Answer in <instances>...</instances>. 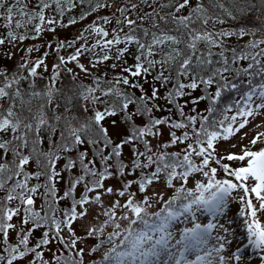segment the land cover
Wrapping results in <instances>:
<instances>
[{
  "label": "snow or ice",
  "instance_id": "1",
  "mask_svg": "<svg viewBox=\"0 0 264 264\" xmlns=\"http://www.w3.org/2000/svg\"><path fill=\"white\" fill-rule=\"evenodd\" d=\"M78 2L83 5L88 0ZM66 5L76 6L74 0H37L33 10L27 0H0V20L4 21L0 27L5 29L0 45L23 42L30 38L27 30L35 34L32 39L44 31L55 32L59 23L56 17L64 15ZM107 7L115 5L95 0L91 11ZM161 8L174 11L160 16L163 25L154 22V31L144 29L142 36L136 34V22L125 15L128 9L123 6L116 12L124 19L116 23L128 26L129 32L113 29L109 38V31L94 21L86 31L98 37L95 43H83L71 55L59 56L56 71L42 89L38 90L31 78L38 75L37 69L45 65L49 53L29 60L28 56L39 50L36 46L25 50L15 72L0 70V192L4 194L0 196V264H16L29 255L33 259L28 264H52L44 259L41 249L53 242L63 246V251L53 256L56 264H84L85 249L78 247L82 238L76 236L72 225L89 214L90 205L99 209L85 231L87 238L97 241L89 249L90 255L99 254L92 264H239L249 246L264 253V220L259 216L264 212V147H257L264 143V132H257L248 144L239 146V151L221 155L219 150L220 142L230 141L257 117L264 116V39L232 48L226 38L254 36L255 32L216 28L225 23V18L236 19L250 10L264 9V0H169ZM49 10L52 16L47 15ZM102 19L104 24L111 23L107 17ZM21 29L26 31H18ZM77 40H86L85 34ZM74 43L58 41L55 48L51 43L47 47L58 51ZM122 44L125 46L115 47ZM127 45L136 47L135 63L123 67V74L112 81L94 76L92 86L81 84L65 97L61 113L57 101L64 94L56 87L60 67L77 62L82 72L91 74L79 62L81 56L92 52L95 59L90 64L95 68L109 59L120 62L129 51ZM114 47L113 57L108 53ZM96 49L103 55H96ZM242 62H247L246 66ZM149 76L161 87L174 81L166 99L176 106L181 119L154 116L159 106L153 102L159 98V89L153 87L148 95L139 82ZM24 81H30L27 90L22 87ZM121 85L138 89L141 95ZM201 88L203 94L193 102L206 100L207 107L203 112L193 109L194 115L185 114L178 98L190 95L187 89ZM226 91L237 93L238 98L222 108L220 102ZM80 100L85 102V112L92 105L91 115L84 119L72 114ZM133 105L134 110H130ZM117 114L127 125V134L119 142L105 126ZM138 116L147 117L142 126L136 123ZM111 124L118 126L115 119ZM261 126L264 122L256 124ZM165 127L168 141L154 148L150 138L162 137ZM178 130L182 131L178 134ZM246 137L244 133L241 140ZM45 139L47 149L42 147ZM85 144L91 146L93 159L88 158L87 150H80ZM125 145L133 146L134 158L128 163L122 159ZM137 145H142L143 151ZM177 145L183 146L180 151L168 150ZM230 147L236 149L238 145ZM71 153L76 156L69 155L63 171L71 174L78 167L79 174L70 176L67 191L61 196L56 188L62 178L57 163L62 154ZM33 162L38 170L29 172L27 168ZM136 172L140 173L136 180H124L119 188L105 186V181L114 176ZM42 177L43 183H31ZM160 184L163 187L157 189ZM80 186L83 192L77 197ZM41 189L46 199L41 210H36ZM105 196L115 199L106 203ZM64 199H70V206L60 210L58 216L56 205ZM13 202L17 206L10 207ZM233 203L241 207L235 219L227 218ZM18 216L19 228L12 223ZM29 224L31 227H27ZM41 227L46 230L35 245H30L32 233ZM238 228L243 229L246 243L231 255H224ZM10 231H16L19 237L14 245L9 243ZM260 259L264 261V255Z\"/></svg>",
  "mask_w": 264,
  "mask_h": 264
},
{
  "label": "trees",
  "instance_id": "2",
  "mask_svg": "<svg viewBox=\"0 0 264 264\" xmlns=\"http://www.w3.org/2000/svg\"><path fill=\"white\" fill-rule=\"evenodd\" d=\"M103 2L110 4V5L114 4L115 7H107V9H106L107 11H105L104 13L101 11L102 8H98L95 11H91V8L95 6V0H88V2L84 3L83 5H81L78 2V0H74V3L76 4L75 7H68L66 5L65 6L66 11H65L64 15L56 17L59 20V23L57 25H55V31H58L60 29L70 27V26H72L73 29L78 28L79 30L77 31V34H75V36H74L75 43H74L73 47H66V48L59 49L58 51H53L54 52V60H55L54 63H56V64L59 63V56H64V57L68 56V55L63 54L64 50L71 49V54H72L74 52L75 48L80 47V45L83 43H87L89 46H91L92 44L95 43V40L98 38L95 36V34H88V32L86 31L88 26L92 25L94 21L97 22L100 26L104 27L107 31H109V33H110L109 38H111V33H112L113 29L119 30L120 28H123L124 32H129L130 29L128 26H126L125 24H117L116 23L117 19H120V20L124 19V17L121 16L119 12H116V8H118V7L123 6V7H126L128 9V11L125 13V15L129 19H132L136 22V24L134 25V27L136 28V34L141 35V36L143 34L144 29H148L149 31H154V29H153V23L154 22L163 25V21L160 20V16H165L168 14V12L174 11L173 8H161V5L168 4L169 0H103ZM259 2H260V0H256V3H259ZM9 3H11V0H9ZM27 3L29 5L30 9L34 10L37 7V0H27ZM132 4H136L137 7L133 9L131 7ZM260 10H264V9L256 8L254 10H250L243 17L238 16L236 19L225 18V23L223 25H221V24L216 25L217 29L223 28L224 30H228V31L239 32V30L241 28H244V29H248L250 31L255 32L254 36L253 35H245L243 37H240L238 35H234L232 37L226 38L227 44L230 47L239 48L241 46L247 45L253 39H264V19H262L261 21H258V22L254 21L255 16H257V14H259ZM85 13H88V14L86 15V17L84 19H81V16ZM113 13H115V15H113ZM156 13H159V15H156ZM47 15L52 16L53 12L51 10H49L47 12ZM104 17L109 18L111 20V23L104 24L103 19H102ZM141 17H143V19H141ZM72 19H75L77 22L75 24H70L69 21ZM3 23H4V21L0 20V25H3ZM18 31L24 32L26 30L21 29ZM4 32H5V29L3 27H0V35H3ZM46 32L47 31H44L38 38L32 39L31 37L35 34L33 32H31L30 30H27V34L30 38L24 40L23 42H20L21 44L0 45V58L3 60V62L5 64H6L7 58H8L7 61L11 60L12 63H15L13 60L14 57H12L14 55L13 48L18 46V49L15 51V55L17 57V59H16L17 63H15L14 70L11 72H15V70L18 68L19 64L21 63V57L25 56V54H26L25 50L28 47L36 46V47H38L39 50H40V48H43V50H41V51L38 50V51H34L33 53H31V55L28 56V59L32 55H38L39 58H41L43 56L44 52L47 51L49 53V51L51 49L47 48V44H45L43 46H39L36 44V42H34V40H38L39 38H42V36H44ZM49 32H51V31H49ZM81 33L85 34L86 40H77V37H79L81 35ZM120 35H121V37H123V33H120ZM59 39H60V41H67V40H64L63 36H61ZM124 46L125 45L122 44V45H118L115 47H124ZM115 47H114L112 52L108 53L110 56H113V57L115 56ZM127 47L129 49V51L125 54V56L122 58V60L120 62L116 61L115 59H109L108 61L97 64L95 68H93L90 64V61L95 59V55L92 52H86L83 56H81L79 58V62L81 60L82 62H80V63L87 64L86 67L89 68V72L91 74L81 72L78 70V68L75 69L73 66H70L69 63H67V65L61 66L60 70H59V79L56 83V87L64 95H61L57 101L60 104L59 111L61 113L64 112L65 97L71 95V93L73 91H75L81 84L92 86L94 76H100V77H102V79H105L107 81H112L117 76L123 74L122 73L123 67L132 66L135 63L134 56L136 54V47L134 45H127ZM261 47H264V45H261ZM214 51H215V49H214ZM96 55H103V53L101 52L100 49H96ZM246 63L247 62H242V64H244L245 66H246ZM113 64H117L118 66L113 68L112 67ZM69 69H71V71H69ZM23 74L26 75V73H23ZM129 78L132 79L131 77H129ZM147 80H151V82H153L155 84V88L159 87L161 89L160 90L161 95H159V98L153 102L159 106L158 110H154V116L156 118H168V117H170L174 121L181 119V117L179 116V113L177 112L176 106L169 104L167 102V99H166L168 91L173 89L174 81H173V83H169L165 87H161L159 82H156L152 79V76H151V78L147 77L146 80H140L139 82L141 83L142 81H147ZM184 82L187 83L188 81L185 80ZM29 83H30V81L22 82V87H24L25 90H27ZM47 83H48V80L44 77L38 84L36 83V87L38 90L42 89L45 87V85H47ZM143 86H144V90H145L146 94L150 95L151 93L145 88L144 84H143ZM121 87L125 88L126 91L134 92L136 96L141 95V92L138 89L127 88V86H123V85H121ZM212 90L214 91L215 89L213 88ZM186 92L190 93V95H185L183 98H178V103L180 105H184L185 114L194 115L195 113L192 111L193 109H196V111H198V112H203L204 109L207 107V101L204 100V101H200L199 103L193 102L196 98H198L199 96H201L203 94L202 88L197 89V90L187 89ZM236 98H238L237 93L226 91V92H224V94L222 96L220 106L222 108L226 107V106L232 104V102ZM79 102L82 104H85V102L82 100H80ZM97 107H102V105H97ZM134 108H135L134 105L130 106V110H134ZM91 109H92V105H90V104L88 105V111L87 112L84 111V106H82V107L76 106L75 108H73L72 114L78 116L80 119H84L85 117L91 115ZM112 119H115L118 124L119 123L122 125L124 124L122 136L120 137L119 140L114 139V141L119 142L123 138V136L127 134V125L123 121L121 114H117V116L111 117L105 122L106 127H107L106 124L108 122H111ZM146 121H147L146 116L145 117H139L138 116L136 118V123L138 126H142L144 123H146ZM180 131H182V130H178V134ZM163 132H164V134L160 138H150L154 148L158 147L161 142H167L168 141V139H169L168 129L165 127L163 129ZM42 147L44 149H47L49 147L47 139H45ZM136 147L139 148V150L143 151L142 145H137ZM182 147H183L182 145H177V146H173L172 148H170L168 150L169 151H180V149ZM258 147H264V143ZM80 150L81 151L87 150L88 151V158L93 159L92 148L90 145L85 144V145L81 146ZM69 155H71L72 158H75L76 153L62 154L63 158L60 160V162L62 163V167L57 169L58 171L62 172V178L59 180V182H61V183L60 184L56 183L57 193H58V195H61V196L63 195V193L65 191H67V188H68L67 181L70 178V176L72 174H79V168L78 167L76 169H73L71 174L63 171V165L67 162ZM133 158H134L133 157V146L132 145H125L123 148L122 159L125 161V163H128ZM8 160L9 161L11 160V156H8ZM97 167H99V161H97ZM27 170L29 172H35L38 170V166L35 164V162H33L32 164H30L28 166ZM139 175H140V173L136 172L135 175H126L125 177L114 176V177L105 181V186H107V183H109L110 181H113L115 184H117L116 188H119L124 180L134 181L139 177ZM222 175L223 174L221 173V176ZM31 183L32 184L43 183V177L39 181L33 179L31 181ZM160 185H161V187H163L162 184H160ZM82 192H83V188H82V186H80L77 188L75 195L77 197H79L82 194ZM3 195H4L3 192H0V196H3ZM45 199H46V197L43 195V189H41L40 193H38L36 196V203L34 206L36 210H41V206L44 205ZM113 199H115V197H112L110 201H112ZM70 203H71L70 199H64V200L58 201V203L56 205L57 210H58L57 215L58 216L60 215V210L67 209L70 206ZM9 206L11 207V206H17V205L15 204V202H13ZM259 216L261 217L262 220H264V212L259 213ZM13 219L20 222L21 218L18 216V217H14ZM27 227H31V224H29ZM72 227H74V226L72 225ZM45 230L46 229L44 227L36 229L32 233V236L30 238V245H35V243L38 242L39 238L42 236V234ZM64 235L66 237L68 236V234L66 232L64 233ZM18 239H19V237H18ZM0 240H2V234H0ZM96 242H97L96 240L93 243L90 242L89 243L90 246L88 248H84L85 249L84 264H92L93 259L99 258V254H91V255L89 254V249L92 246H94V244ZM9 243L14 245L16 242L14 243L9 239ZM78 247L83 248L80 245ZM41 251L43 252V256H44L45 260L51 261L52 264H56V261L53 259V256L56 253L62 252L63 246L58 242H53L52 244L45 246L43 249H41ZM65 255H67L66 252H65ZM32 259H33V257L31 255H29L28 257H26L22 260H18L16 262V264H28V261L32 260Z\"/></svg>",
  "mask_w": 264,
  "mask_h": 264
},
{
  "label": "rangeland",
  "instance_id": "3",
  "mask_svg": "<svg viewBox=\"0 0 264 264\" xmlns=\"http://www.w3.org/2000/svg\"><path fill=\"white\" fill-rule=\"evenodd\" d=\"M106 9L107 8H102L101 11L104 13L105 11H107ZM262 19H264V10H260L259 14H257V16H255L254 21L258 22V21H261ZM78 30H79L78 28L73 29V27L70 26V27L60 29V30L55 31V32L47 31L45 33V35L42 36V38H39L38 40H34V42H36V44L39 46H43L45 44L48 45L49 43H51L53 45V48H55L56 43L58 41H60L59 38L61 36H63L64 40H67L68 42H73L75 40L74 36H75V34H77ZM18 44H21V43H18ZM6 45H9V44H6ZM17 49H18V46L13 48L14 55L12 57H14L13 60L15 63H17L16 62L17 57L15 55V51ZM41 50H43V48H40L39 51H41ZM53 51L54 50H52V49L49 51L48 56L45 58V65L41 66L39 69H37V73L39 75L31 78V80H34L35 83L38 84L44 77L48 80V83L50 82L54 72L56 71V69L54 67L56 65V63H54L55 60H54V52ZM63 54L69 56L71 54V49L64 50ZM37 58H39L38 55H32L29 58V60L35 61ZM7 59H6V64H5L3 62V60L0 58V70L13 71L15 63H12L11 60L7 61ZM80 62H82V61L80 60ZM69 64H70V66H73L75 69L78 68V70L81 71L77 62H69ZM84 65H85V67L87 66V64H85V63H84ZM149 78H151V76H149ZM58 79H59V76L56 80V83H57ZM141 83H143L145 85V88L150 93L152 91V88L155 87V84L153 82H151V80L142 81ZM158 89H159V95H161V91H160L161 89L159 87H158ZM261 122H264V116L257 117V120L253 121L248 126H246L243 130H241V132L239 134L234 136L230 141L220 142V144H219L220 154L225 155V154H227L228 151H239V146L242 144H248V142L252 139V137L257 132H264V126L256 127V124L261 123ZM106 125L109 129V132H110L113 140L114 139L119 140L120 137L122 136L124 124L122 125L120 123L119 124L117 123L118 126L113 127L111 122H108ZM244 133H247V137L245 139L241 140V136H243ZM231 144H236V145H238V147L236 149H232L230 147ZM261 144H263V143H261ZM261 144L257 145V147L260 146ZM61 167H62V163L59 161L57 164V169L61 168ZM57 183L60 184L61 182H57ZM108 185H111V187H113V188L117 187V184H115L113 181L108 183ZM190 185H191V183H190ZM156 188L160 189L162 187H161V185H156ZM111 198H112V196H105L104 200L106 203H108L111 200ZM240 207L241 206L239 203H233L231 205V209L228 213L227 218L235 219L236 213L238 212ZM98 211H99V209L95 205H91L89 208V211H88L89 214L85 218L78 219L76 222L73 223V226L75 227V230L79 235L83 236L85 234L87 227H89L91 225V223L94 221V218H95L96 213ZM12 223L16 224L18 228L20 227V222H18L17 220L13 219ZM237 224H238V222H237ZM233 227H237V225H233ZM242 233H243V229L238 228L236 238L232 240V243L229 246H227V251L225 253H223L224 255H231L232 252H234L236 249L243 247V245L246 243V239L244 238ZM9 239L14 243L17 242V240H18L17 232L16 231H10ZM88 241L93 243L95 241V239L86 237V240L84 242V238L82 237L81 241L78 244L83 243V247L88 248L90 246L86 243ZM261 255H264V253H260L257 250H255L254 248H252L251 246H249L247 248V250L243 252V255H242V258H241V261L239 262V264H264V261H262L260 259ZM232 264H236V262L233 261Z\"/></svg>",
  "mask_w": 264,
  "mask_h": 264
},
{
  "label": "bare ground",
  "instance_id": "4",
  "mask_svg": "<svg viewBox=\"0 0 264 264\" xmlns=\"http://www.w3.org/2000/svg\"><path fill=\"white\" fill-rule=\"evenodd\" d=\"M85 104H82V103H80V102H78L77 104H76V106H84Z\"/></svg>",
  "mask_w": 264,
  "mask_h": 264
}]
</instances>
